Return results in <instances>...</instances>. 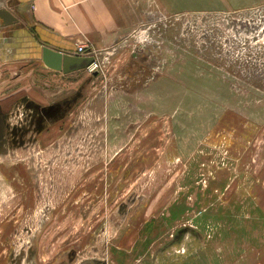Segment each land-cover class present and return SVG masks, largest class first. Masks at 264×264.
I'll use <instances>...</instances> for the list:
<instances>
[{"label": "rangeland", "instance_id": "1", "mask_svg": "<svg viewBox=\"0 0 264 264\" xmlns=\"http://www.w3.org/2000/svg\"><path fill=\"white\" fill-rule=\"evenodd\" d=\"M98 58L1 72L0 264H264V7Z\"/></svg>", "mask_w": 264, "mask_h": 264}, {"label": "crops", "instance_id": "2", "mask_svg": "<svg viewBox=\"0 0 264 264\" xmlns=\"http://www.w3.org/2000/svg\"><path fill=\"white\" fill-rule=\"evenodd\" d=\"M1 7L18 22L0 19V78L32 61L63 74L44 64L39 39L71 54L78 42H87L103 55L153 16L244 11L264 7V0H0Z\"/></svg>", "mask_w": 264, "mask_h": 264}, {"label": "water", "instance_id": "3", "mask_svg": "<svg viewBox=\"0 0 264 264\" xmlns=\"http://www.w3.org/2000/svg\"><path fill=\"white\" fill-rule=\"evenodd\" d=\"M0 19L3 21L4 25L18 22L17 16L6 7L0 8ZM39 42L42 45L41 59L47 67L53 70L62 71L63 73L68 74L85 69L94 61L93 56H79L71 54L68 51L54 47L53 45L43 42L40 39Z\"/></svg>", "mask_w": 264, "mask_h": 264}, {"label": "built area", "instance_id": "4", "mask_svg": "<svg viewBox=\"0 0 264 264\" xmlns=\"http://www.w3.org/2000/svg\"><path fill=\"white\" fill-rule=\"evenodd\" d=\"M75 55L79 56H93L94 61L86 67V69L90 72H95L100 68L99 62V52L96 49L89 48L87 42H78L75 48Z\"/></svg>", "mask_w": 264, "mask_h": 264}]
</instances>
